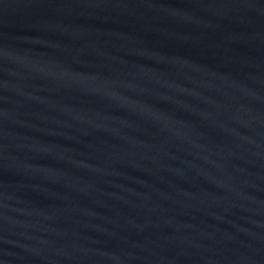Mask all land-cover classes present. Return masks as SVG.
Returning <instances> with one entry per match:
<instances>
[{"label":"water","instance_id":"obj_1","mask_svg":"<svg viewBox=\"0 0 264 264\" xmlns=\"http://www.w3.org/2000/svg\"><path fill=\"white\" fill-rule=\"evenodd\" d=\"M264 264V0H0V251Z\"/></svg>","mask_w":264,"mask_h":264}]
</instances>
